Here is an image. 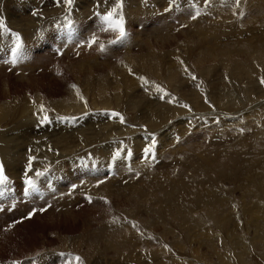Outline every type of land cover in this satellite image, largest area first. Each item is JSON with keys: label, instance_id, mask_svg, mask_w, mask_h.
Returning <instances> with one entry per match:
<instances>
[{"label": "bare ground", "instance_id": "1", "mask_svg": "<svg viewBox=\"0 0 264 264\" xmlns=\"http://www.w3.org/2000/svg\"><path fill=\"white\" fill-rule=\"evenodd\" d=\"M247 1L249 6L257 5L261 7L262 11L264 10V0ZM230 2L231 0H73L72 5L69 7L63 4V2L58 5L56 0H2L0 3L3 6V11L6 13L8 23L0 12V22H2V27H0V41L13 39L15 36L24 39L28 45H30V43L34 45V37L39 30L49 29L52 25H56L54 22H63L67 24V21H74V23L78 24L79 28H77L78 31L76 30L77 36L75 41L77 42H73V44L77 45L81 43L83 46V44L87 45V43H90L93 38H95L93 30L95 31L97 28L96 26H102L101 16H107L109 12L113 13L110 21H116L114 18L118 19L119 22H122L120 26H122L123 29H125V21H128L130 30H133L135 26H143L142 29L145 30L150 21H171L170 19L174 16H176L175 19L178 20L182 17H187L189 21H194L199 18L201 14L203 15V13H200L202 9L210 11L208 8H211L213 10L210 12L216 11L217 4L219 5L218 7H220L221 4L225 9L232 8V10H234L237 6L230 7V4L232 5ZM234 2H236V0ZM239 3L242 6V0H240ZM184 6H188V9L184 10V13L173 11L176 7L179 8ZM255 8V12L259 10H255ZM235 10L237 11V9ZM191 11L192 19L188 17ZM252 11L253 10H251V12ZM65 15H67V18ZM96 15L99 16L95 17ZM142 15L145 16L140 19ZM177 15H180L181 18H178ZM193 16L198 17L193 19ZM118 21L117 23H119ZM41 22L42 24L39 25ZM108 24H111L113 27V22H109ZM108 24L106 25L107 28L106 26L104 28L106 31L114 29L110 28ZM10 31L15 32V34H11ZM100 31L101 30H99V32ZM223 32L224 36L219 35L216 40H221L223 37L233 40L239 35L231 26L225 27ZM110 33L113 38L117 35L114 31ZM189 35H191V33H189ZM85 37H88V39L85 40ZM140 37L141 35L138 36L139 39L137 41L131 43L129 49L125 48L122 60H120L118 56L113 57L111 54L106 53L104 62L99 61L97 56L99 53L97 52V45L95 44L96 39L94 43L96 46L90 47L91 52L89 53L84 51L86 46H80L81 50L75 47L74 49L77 52L76 54L79 53V57L78 59L75 58L74 62L68 64V69L80 80L79 83L70 84L68 82L64 88L65 91H63V87L60 86L61 82L58 81L59 79L55 77H49L47 79L45 75L48 73L45 74L43 78H35L37 74H34V70L43 66L41 63L42 58L46 56L45 54L51 55L50 50L54 49L52 48L54 46L51 45L44 49L42 47L37 48L35 53H32L26 62L19 65V68L15 67V69H13L6 67L5 72H0L6 75L7 72L13 73L19 69L17 80L26 82V85L24 84L23 86L27 89H32L34 92L32 96L28 94L26 89L24 95H16L9 98V86L5 84L0 87V96H2V99H0V164L3 165L5 175L16 181H19L22 177L32 178L41 175H51L58 186L57 191L48 199V202L50 201L51 203L49 205L41 204L32 219L24 220L32 221V223L29 222L31 228L32 225L39 220H46V224L48 225H52L53 223L65 224L70 220V223L71 221L72 224L77 222L79 226L78 231L73 232L71 235H64L56 231V234L59 235L60 244L54 247L43 246L41 249H36L33 254L28 256L38 255L34 261H31L30 258L26 259L29 264H51L50 261L54 260L51 256L53 257V255L57 253H52L54 250L58 251L63 248H70V250L73 249V252H77L76 250L82 247L81 244H83L82 242L88 232L92 230L105 232L107 227H116V220H114L115 218H113V216L117 214L116 217H119L121 220L130 219L133 210H130L131 212L128 210L133 206L125 208V211L122 210L123 213L115 212L117 207L115 205H118L121 200L130 201V203L133 201L137 219L142 216L144 217L143 213H154L159 216L163 215L168 217L170 222L175 224L178 228L186 226L190 229H207L209 231L211 230L210 227H216L225 230L231 220V215L228 213L209 211L205 217H199L200 215L195 217L196 210L200 208V205L195 203L201 199L198 200L193 197V199H196L194 202L195 205L193 206L191 201H193L192 196L195 189L192 188V186L198 185L201 187L205 183L214 186L218 180L228 181L227 176H232L233 174L237 176L241 173L243 174V172L247 174L249 169L251 171H256L259 166L264 165L263 161L260 162L259 160L251 162L252 159H249L250 156L248 155L249 151L253 149L258 150L256 149L258 142L264 139V120L261 118V116L264 117V102L250 104L253 102H251L252 99L261 100L260 98H264V92L261 93L260 90L256 91L254 89L257 86L256 83L264 78V73H261L264 70V36H260L259 38L252 37L251 40L254 38H256V40L255 42H249L248 49H245L241 36L237 37L234 43L231 42L233 43L231 46L222 48L219 47V45L213 47L214 44L210 46L211 43L207 45L206 43H208V41L206 37H202L201 35L198 38L197 44L194 43L192 39L193 36H188L185 41L190 42V44L188 43V59L191 63L188 62L186 58L187 55H182L180 57L182 53L179 50L175 51L176 53L179 51L181 53L180 55H178L179 53L175 54V52L172 54V51H169L170 53L168 50L164 51L161 44L160 46H155V43L152 41H144V39ZM99 39L110 40L111 38L99 37ZM128 42L130 43V41ZM42 44H47V42L43 40ZM64 46L63 44H59V46L57 45L56 47L60 48ZM63 49L60 48L61 51ZM195 50H197V52H195ZM63 51V59L64 57L65 59L72 58L70 56L73 55L72 53H68L66 49ZM234 54L243 55L245 58L243 60L239 58L236 59ZM54 59L59 60L60 58L56 56ZM53 63V67L56 68L55 62ZM44 67H48V65ZM212 69L214 70L215 76L216 72L219 73V71H222L225 76H229L230 85L232 86L228 85L227 90H225L226 94L221 92L219 101L220 104L222 103V107L226 108L223 110L234 111L229 114L230 117H227V112L221 113L223 111L221 108L215 107L216 105L214 108H210L208 105L209 99L205 102L199 101L198 92L190 89V94H188L187 91H184L186 89L182 90L187 87L189 82L193 83L192 77H196L195 75H197L199 79H201V77L208 78L209 75H211ZM194 71H197V74H195ZM33 74L35 76H33ZM215 76L210 78L211 83L215 79L220 80L226 78L224 76L221 78ZM157 79L160 81L162 80L161 84L177 91L180 97L171 93L172 95L168 94L167 96L166 94L165 97L162 96L164 101L153 98L156 102H150V95L148 94L150 91L144 93V87L148 81L149 84H151L150 81ZM2 80L0 77V81ZM49 81H52V83H48ZM39 84L49 86H52V84L56 85L51 90L53 93H43L48 96L46 99L37 88ZM19 85L16 87L18 90L22 91L20 88L21 85ZM145 95H148L149 99H147ZM183 105H188L190 109H186L187 107ZM41 106H43V110ZM113 112L121 114L124 118V123L120 122L119 117L113 118L111 116ZM198 112H207L204 117H200L202 123H198L197 117L200 115ZM9 113H11V116L8 117ZM193 114L195 116H193ZM45 115L48 117L47 120H43ZM103 116L107 118L110 117V119H105ZM233 116L237 117L233 119ZM192 117L195 118L192 122H189L188 120L192 119ZM215 118L218 119V123L214 122ZM227 118L233 119V122L229 124L226 120ZM7 121V126H4ZM40 122H42L43 125L38 131L36 125ZM196 123V128L206 123L208 128H212L213 132L216 131L218 135L217 138L221 140V137H223L222 141L225 147L221 143L216 142V148L211 149L208 153H202L200 151L202 154L193 152L192 155H178L183 152V148L179 145L180 141L178 143L173 142V137L180 135L185 138L187 131L195 127L194 125ZM30 125L32 129L29 128ZM230 125L235 131L240 129V137L230 138L228 135L231 131V128L228 130ZM16 126L18 129L16 128L15 131ZM37 126L39 127V125ZM6 127H9V129L11 128V130L14 128L13 133L19 130L20 134L19 131V135L13 134L12 136L11 134L4 133V130L6 132ZM49 129H51V131L53 130L52 134H49ZM241 129H243L242 131H244V129H250L252 131V139L248 141L245 140L242 135L243 133L241 134ZM205 132L206 131L203 133ZM35 136L37 141L43 140L44 137H48V139L42 141L41 144H37L33 139ZM208 137H210V135ZM154 138H156V141L152 144ZM188 139V143L190 144L193 142L192 140L196 138L189 137ZM123 144H125V146H123ZM121 146L123 149H121ZM221 147L222 149H220ZM230 148L235 151L230 156H227V151ZM146 149H150V152L146 151ZM160 149H164V153L161 155L159 154ZM231 149L230 152L232 151ZM154 150L157 151V155L155 156V163H151L149 156L154 153ZM222 151H225L224 154L227 152V154L223 156L224 154L222 155ZM118 152L120 153L119 155H117ZM113 153H116L115 156L117 158L112 157ZM169 154L170 158L174 160L180 159L182 163L181 168L178 167L172 170V168H167L166 165L163 164ZM113 158H115V163H113ZM117 159L119 160L117 161ZM161 161H163L162 164ZM80 162H86L89 165L91 163L95 166L96 170H99L101 173L95 175L87 174L88 176L84 178L80 168L77 166ZM111 164L116 168L112 178L107 179L105 176L101 178V175L105 174L104 167H108ZM125 170H127V172ZM37 173H40V175H37ZM244 176L248 178V181H251V185H253L251 189L252 192L264 201V176L262 178H255L254 173L252 175L249 173V175ZM118 178L122 181H126L124 187L126 193L124 194V198H121V194L124 193L123 190L119 193L107 188ZM132 179H134L135 182H132ZM144 179H147V182L152 185L150 190L153 188L155 189L148 193V196H151V192H153L155 196H151L153 201H150L151 207L149 206L150 208H148L146 212H142L141 206L142 199L147 195V186L140 185L141 181ZM128 180L130 181L129 183H127ZM235 180H240V176L235 177ZM240 184L241 183L238 185ZM242 184L244 185L246 183ZM246 185L244 186L246 187ZM88 190L92 196L98 197V200L93 201L94 203L90 208L85 207V199L83 198V193L88 192ZM21 192L22 191L19 190L18 194H21ZM209 192H211V190ZM210 195L213 198V206L220 207L224 204L222 199L225 198V194V196H220L217 193H212ZM176 197L189 198V207L185 206L179 200H176ZM163 200L167 203L168 208L166 210L161 207L157 208L158 205L156 208L152 207L153 203L160 204ZM203 201L204 198L202 202ZM143 204L146 203L144 202ZM237 204L239 205V202H237ZM240 204L242 205L243 203ZM201 205L203 207V204ZM26 206L25 204H20L18 211H27ZM75 206L78 208V211L73 209ZM41 209H43V211H41ZM121 209L119 206L118 210ZM9 214L11 215V211H5L2 213L3 219H0V225L1 221H3L2 223L4 225L0 227V229L2 227L4 228L3 231L0 230V248L13 231L17 232L21 228L20 225L15 224L14 221L11 230H5V227H10L4 222V220L6 221L4 217L6 218ZM237 215L238 213L235 214L236 217ZM253 215L256 218V214ZM159 216L157 217L159 218ZM20 217L22 218V216H18V218ZM148 220L147 218H144L143 222L140 220L139 225L143 228H149V225H152V223L156 221L152 218ZM93 221H96V223ZM27 222L25 221V223ZM260 222L262 223V221ZM93 223L95 225H93ZM158 223L159 221L156 224ZM163 224H165L164 221ZM74 227L75 226H72L71 229H75ZM4 230L6 231L5 234L3 233ZM126 231L127 230H125V232ZM99 237L100 239L104 238L103 236ZM93 239L96 241L98 238L94 235L92 241H94ZM125 240L124 242L119 241L122 242L120 244H111L112 250L122 251L123 249H131V241ZM132 245L134 244L132 243ZM256 246H260L259 248L262 249H258L260 252L257 249L254 251L256 252L257 250L255 254H257V258L260 259V263L254 262L251 258H248V254L252 252L244 249L239 252H234L232 258L223 256V254L220 264H264V230L258 234ZM82 262V259H80V261L75 260L69 263L82 264Z\"/></svg>", "mask_w": 264, "mask_h": 264}, {"label": "rangeland", "instance_id": "2", "mask_svg": "<svg viewBox=\"0 0 264 264\" xmlns=\"http://www.w3.org/2000/svg\"><path fill=\"white\" fill-rule=\"evenodd\" d=\"M234 1L231 0L230 3H232V5L230 4V7L231 6H233V7L237 6L235 8V9H237V11L235 9L232 10V8L225 9V7L221 6V4H220V7H218L219 5L217 4L216 5V7H217L216 11L217 12L216 11L210 12L211 10H213L211 8H208L210 10V11L207 10L208 12L206 10L202 9L200 13H203V15L201 14V16L199 18H197L199 16L198 15L196 17L197 19H195L196 21L195 20L189 21V19L187 17L181 18L180 15H177V17L181 18V19H179V20L175 19L176 16H174V17H172V19H170L171 21H153V22L150 21V23L147 25L145 30L142 29L143 26H135L133 30H130L129 26H128V21H125L126 22L125 27H124L125 28L124 29L125 34L123 37L120 36V32H119V29L121 27L120 25L122 24V22H119L118 19L114 18L116 21H110V22H113V28L114 29L106 31L104 29L106 25L103 24L102 25L103 27L102 26H96L97 28L95 27L96 28L95 31L93 30V33H94L93 35L95 36V39H96V43L95 42L94 43L97 45V52L99 53L97 55L98 60L101 62H104V56L106 55V53L111 54L113 57L118 56L119 59L122 60L125 48L129 49L131 43L133 41H137L139 39L138 38L139 35H141L140 38H143L144 41L149 40V42L152 41L153 43H155V46H160V44H161L162 45L161 47L164 51H167V50H168V52L172 51V54H173V52H175V54L179 53L178 55H180L182 53L180 55V57L182 55H187V57H186L187 59H188V43L190 44V42H186L185 40L188 38V36H191V37L193 36L194 38L192 37V39H193L194 43L197 44L198 38L201 35L202 37H206V40L208 41V43H206L207 45H209L211 43L210 46H212L214 44L213 47H217L219 45V47H221V48L231 46L236 41L237 37L241 36L243 38L245 49H248L249 48V42H251V41L255 42L256 38H259L260 36H264V10L262 11L261 7L257 6V5L249 6L247 0H242V6L240 3H239V5H237L236 2H234ZM261 1H263V0H261ZM0 2H2V0H0ZM243 2L245 3V5ZM249 8H250V10H249ZM254 8H255V10H257V9H259V10L255 12ZM63 9H64V7H63ZM186 9H188V6L179 7V8L176 7L173 11H179L181 13L182 12L184 13V10H186ZM71 10H72V8H71ZM251 10H253V11L251 12ZM0 12L3 14L4 18L6 19V22L8 23L6 13L3 11V6L1 3H0ZM167 12H169V11H167ZM191 14H192V11L188 15L189 18H191ZM97 16H99V15H96L95 17H97ZM144 16L145 15H142V17L140 19H142ZM65 17L67 18V15H65ZM186 19H188V20H186ZM117 21L119 23H117ZM154 22H156V23H154ZM161 22H163V23H161ZM41 24H42V22L39 25H41ZM227 26H231V28L235 29V31H237V33L239 35L236 38H234L233 40L232 39H226L225 37L221 38V40H216V38L219 35L224 36L223 30H225V27H227ZM106 28H107V26H106ZM110 28H112V27H110ZM99 30H101L100 31L101 33L99 32ZM112 31L116 32V34H117L116 37H114V38L111 36V33H110ZM189 33H191V35H189ZM96 35H101V36H96ZM135 36L137 39L135 38ZM99 37L100 38H111V39L110 40H107V39L101 40V39H99ZM252 37H256V38L251 40ZM132 38H135V39H132ZM87 39H88V37H85V40H87ZM164 40H166V41H164ZM128 41H130V43ZM74 42H77V41L74 40ZM231 42H233V43H231ZM94 43H91L90 46H89V43H87V45L83 44V46L81 43H78V44H80L81 47L86 46L84 51L89 53V52H91L90 47L96 46ZM128 43H129V45H128ZM158 43H159V45H158ZM126 46H128V47H126ZM169 46L170 47L172 46L171 47L172 50ZM81 47H79V50H81ZM52 48H54V47H52ZM64 49H66L68 51V53L73 54V55H70L72 58H66L65 59V57H64V59H63L62 54L61 55L55 54L54 52H51V55L45 54L46 56L44 58H42V62H41L43 66L34 70V74L35 75L37 74V76H35L33 74V76H35V78H40V77L43 78V77L47 76V79L49 77L50 78L55 77V78L59 79L58 81L61 82V83L59 82L61 84V85L60 84L59 85L63 87L62 88L63 91H65L64 88L66 87L68 82L70 84L76 83V82L79 83V80H80V79L76 78L75 75L72 74L70 69H68L69 68L68 64L70 62H74L75 58L78 59L79 53L76 54L77 53L76 50L72 49L71 47L66 48L64 46ZM175 50H179L181 53L179 51L176 53ZM183 50H186V51H183ZM195 52H197V50H195ZM136 54H138V53H136ZM234 55H235L236 59L239 58L240 60H243L245 58L243 55H241V56L236 55V54H234ZM56 56L59 57L60 59L55 60L54 58ZM44 61H45V63H44ZM53 62H55L56 68L53 67V64H54ZM188 62L191 63V61L189 59H188ZM44 64L46 66L48 65V67H44L45 66ZM6 67H8V66H4L1 63L0 64V72H2V71L5 72ZM53 68H54V70H53ZM57 68H58V70H57ZM194 72H195V74H197V71H194ZM18 73H19V69H17V71L13 72V73L7 72L6 75L0 73L1 80L3 79L2 81H0V87L5 85V84H7L9 86L8 87V90L10 91V93L8 94L9 98H12L16 95L22 96L26 92L27 88H25V86H23L24 84L26 85V82H21V81L17 80V77L19 76ZM261 73L263 74L264 70ZM45 74H47V75H45ZM210 74L211 75H209L208 78L201 77V79H199V77L197 75H195L196 77H195V79H193L194 84L189 82L187 87L183 88L182 90L186 89L184 91H187L188 94H190V91H189L190 89L198 92L199 101L205 102L206 100L209 99L208 105L210 108H214V106L216 105L215 107H219L223 111L221 113L227 112L226 113V114H228L227 117H230L229 114L231 112H234V111L223 110L225 107H222V103L220 104V101H219V98L221 96V92H223V94H226L225 90H227L228 85L232 86V85H230L229 76L228 77H227V75L225 76V74L222 71H219V73L216 72V76H215L213 69H212ZM212 76H215V77L219 76L220 78L224 76L226 78H222L220 80L215 79L211 83L210 78ZM257 76H259V75H257ZM227 79H229V80H227ZM199 80H200V82H199ZM58 81H56V82H58ZM161 81L157 79V80L150 81L151 84H149V81L146 83V86L144 87V89H145L144 93H147V91H150L148 93L150 95V99H149L148 95L147 96L145 95L147 97V99L150 100V102L152 101L153 103H155L156 102V101H154L155 99L160 100V101H164L163 97H165L166 94L168 96V94H171V93L173 95H176L177 97H180L179 93L177 91L173 90L172 88H170L168 86L161 84ZM153 82H154V84H153ZM197 82H198V84H197ZM48 83H52V81H49ZM19 84L21 86H23L24 88L21 87ZM223 84H225V85H223ZM18 85L20 86L22 91L17 89L16 86H18ZM55 85L56 84H52V86L45 85V84H39L37 88L43 94V93L51 92V90L53 89V87ZM256 85L258 87L256 86V88H254V89L256 91L260 90L261 93H263L264 92V84H262L261 82H258V83H256ZM198 89L200 90V92ZM152 90H154V91H152ZM27 92H28V94H30L32 96L34 95L33 90L30 88L27 89ZM51 93H53V92H51ZM43 95H44L43 97H45L47 99L48 96H46V94H43ZM153 98H155V99H153ZM0 99H2V96H0ZM260 99L261 100L252 99L251 102L252 101L253 102L250 104L258 103V102H264V98H260ZM247 105H249V104H247ZM263 107H264V105H263ZM186 109H190V107H187ZM198 113H200V112H198ZM201 113L197 117L198 123H202L200 121V117L201 116L204 117V115H206L205 113H207V112H201ZM9 116H11V113L8 114V117ZM193 116H195V115L193 114ZM237 116H233L232 118L234 119ZM103 117L105 119H110V117L109 118H107L105 116H103ZM194 118L192 117V119H189L188 121L192 122V120ZM261 118H263V120H264V117L261 116ZM233 119L227 118L226 120L229 124H231L233 122ZM8 121L6 122L5 125L4 124H2V125L7 126ZM214 122L218 123V119L215 118ZM37 125H39V127ZM37 125H36V127H37V130L39 131L40 128H42L43 124H42V122H40ZM196 125H197V123L194 125L195 127L191 128L187 131V134H186L187 136L185 135V138H184V136H180V135L173 137L174 138L173 142L178 143L180 141L179 145L183 148V152L179 153L178 155H180V156L183 154H186V155L191 154L192 155L193 152H195V153L199 152L200 154H202L203 152L208 153V152H210L211 149L216 148V146H217L216 142L221 143L225 147V145L222 141L223 137H221V140L219 138H217L218 135H217L216 131L213 132L212 128H208L206 126V123H205V125L200 126L198 128H196ZM21 127H27V126H21ZM16 128H17V126L15 127V131H16ZM29 128L32 129V126L30 125ZM230 128H231V131H230V134H228L230 136V138H232V137L238 138V136L240 137V135H239L240 129L235 131V129H232L231 125H230L228 130H230ZM13 129L11 130V128L9 129V127H6V132L4 130V133L9 134V135L11 134V136L13 134H16V135L20 134L19 130H18L19 134H18V131L13 133ZM9 130H10V132H9ZM242 130L243 129H241V131ZM49 131H50L49 134L53 133V130L51 131V129H49ZM200 131H201V133H200ZM204 131H206V132L203 133ZM31 132H30V134H31ZM211 132H212V135H211ZM241 134L244 136L245 140H247V141L252 139V131L250 129H244V131H242ZM205 135L207 137L210 135V137L207 138ZM211 136H213V137H211ZM189 137H194L196 139L192 140L193 142L191 141L192 143L189 144L188 143ZM33 139H34V142H36L37 144H41V142L44 141L45 139H48V137H44L43 140H39V141H37L36 136ZM155 141H156V138L153 139L152 144H154ZM183 142H184V144H183ZM123 146H125V144H123ZM194 148H195V150H194ZM121 149H123L122 146H121ZM172 149H173V147H172ZM220 149H222V147ZM230 149H228V151H227L228 152L227 156H230L235 151L234 149H231L232 151L230 152ZM256 149H258V150L253 149V150L248 152V155L250 156L249 159H252L251 162H254L255 160H259L260 162L263 161V163H264V139H262L261 141L258 142ZM159 152H160L159 153L160 155L163 154L164 149H160ZM220 152H221V150H220ZM222 152H223L222 153V155H223L225 151H222ZM227 152L223 156H225L227 154ZM115 154L116 153H113L112 157H116ZM156 155H157V151H155V150H154V153L150 154L149 157L151 159V161H150L151 163H153V162L155 163V159H156L155 156ZM168 156H167V159L165 161L163 160L164 161L163 164H165L167 168L168 167L172 168V170H174V168H178V167L181 168L182 163L180 162V159L174 160V159L170 158V154ZM113 159H114L113 163H115L116 162L115 158H113ZM118 160L119 159H117V161ZM163 161H161V164ZM169 164H171V165H169ZM113 166H111V168H113L112 171L116 170V168ZM125 171L127 172V170H125ZM175 171H176V169H175ZM253 171H251L249 169L247 174L244 172H243V174L249 175V173H250V175H252L254 173L255 178H262L264 176V165L259 166L256 170L257 172L256 171L253 172ZM104 173H103L104 175H101V178H104V176H105V178L108 179V178H112V176H113L105 169V167H104ZM243 174L241 173V174L237 175V176H240V180H235V177H237V176L235 174H233L232 175L233 177L227 176L228 181L227 180H222V181L218 180V182H216L215 184L213 183L214 186H211L210 184H207V183H205L201 187H199L198 185L192 186V188H194L195 190H194V194L192 196L193 201H191V202L193 203V206L197 203L200 205L199 210L197 209L195 212V217L197 215L198 216L200 215L199 217H205L209 211H213L216 213H228L231 215V220H230V223L226 227L225 230L220 229V228H216V227H213V228L210 227L211 230H209V231L207 229L206 230L205 229L195 230L194 228L190 229L186 226L178 228V227H176L175 224L170 222L168 217H165L163 215L159 216V215L154 214V213H151V214L143 213L144 217L142 216V217H139V219H137V216L135 214V206L133 205V201H131V203H130V201L128 202L125 200H121V202L118 205H115V206H117L115 209V212L116 213L117 212L123 213V211H125V208L133 206L132 208H129V210H128V211H130V210L134 211V212L132 211L133 213L130 211L131 216H132V217L130 216L131 217L130 219L129 218L124 219V220L122 219L123 220V222H122V220L119 217H116L118 214L116 216H113V218H115L114 220H116V222H115L116 227H107V230L105 232L98 231V230H96V231L92 230V231L88 232L87 233L88 235L87 234L85 235V238L82 242L83 244H81L82 247H80L79 250H76L77 252H73V249L70 250V248H63L62 250L52 251V253H55V252H57V253L54 254L53 257L51 256V258H53L54 260H51L52 262L50 261V263L51 264L52 263L53 264H70L72 261L76 260V257H81L80 259H82V261H83L82 264H126V263L127 264H220L222 261L221 256L223 254H224L223 256H229L232 258L234 256V252H239V251H242L244 249L252 252L251 254H248V258H251L254 262L260 263V259L257 258L258 256H256L257 254H255V253L257 252L258 249L262 250L261 248H259L260 246H256V239H257L258 234L264 230V207H263L264 201H262V199L259 196H257L256 194H254V192H252L251 189L253 188V185H251V181H248V178L246 176H244ZM131 181L135 182L134 179H132ZM129 182L130 181L128 180L127 183H129ZM247 182H248V184H247ZM239 183H241V184L246 183L247 185L244 184V185H246V187H245L243 184L238 185ZM249 183H250V185H249ZM139 184H140V182H139ZM125 185H126V181L125 180L122 181L121 179L118 178L114 183H111L107 188H110L112 191L119 192V193H121L123 190L124 193L121 194V198H124L125 197L124 194L126 193V191L124 190ZM140 185L141 186H147L146 187V194L147 195H145V197L141 201L142 212L143 211L146 212L147 209L151 207L150 201H153L152 197L155 196L153 192H151L152 197L148 196V193L150 191H154L155 189L153 188L152 190H150V187L152 185H150L147 182V179H144L143 181H141ZM206 186H207V188H206ZM234 187H235V190H234ZM224 188H225V190H224ZM202 189H203V191H202ZM232 189H233V191H232ZM210 190H211V192H209ZM249 192H250V194H249ZM86 193L90 195L89 197H91V201H89V199L85 198V207L90 208V207H92V205L94 203L93 201L98 200V197L92 196V194H90L89 190H88V192H84L83 194H86ZM157 193L159 194L158 191H157ZM212 193H217L220 196L226 195L225 198L222 199L224 201V204L221 205L220 207L213 206V204H212L213 198L210 195ZM193 197H195L198 200H200V199L201 200L196 201V203L194 204L196 199L195 198L193 199ZM203 198H204V201L202 202ZM176 200H179L185 206L189 207V205H190L189 198L179 197ZM236 201L239 202V205L237 204ZM144 202L146 204H143ZM125 203H127V204H125ZM240 203H243V204L241 205ZM201 204H203V207ZM157 205H158L157 208L161 207L164 210H166L168 208L167 203L164 202V200L160 204L153 203L152 207L156 208ZM226 205H227V208H226ZM76 206L73 207V209L78 211V208ZM119 206H120V209L121 208H124V209L118 210ZM234 206H235V209H234ZM230 207H231V209H230ZM169 208H170V206H169ZM203 208H204V210H203ZM112 211H113V209H112ZM231 211H233V212H231ZM26 213L27 212L23 211V212L16 213V214L12 215V212H11V215L9 214L6 218L4 217V219H6V221L4 220V222H6V224H8L7 226H10V227H5L6 231L11 230V226H12V224L14 225V221H15V224L20 225L21 228L17 232L13 231L9 235V238H7V241H5V243L3 242V246L0 248V264H5V263L6 264H26L28 262V260H26L27 258H30L31 261H34V259L38 255H34L31 257H28V256L33 254L36 249H41V247H43V246L54 247V246H57L60 244L59 235L56 234L57 233L56 231H58L64 235L65 234L71 235V234H73V232H76L79 229L78 223L75 222L74 224H72V221L70 223V220H68V222L65 224L53 223L52 225L46 224V220H43V221L39 220L37 223L33 224L32 228H31L29 226V224L32 223V221L24 220V219H32L33 217H28ZM237 213H238V215L236 217L235 214H237ZM253 214H256V218ZM134 215H135V217H134ZM18 216H24V217L18 218ZM157 216H159V218ZM144 218H147L149 220L152 218V219L156 220L152 223V225H149L150 229L149 228H143L139 225L140 220L143 222ZM167 218H168V220H167ZM260 218H263V219H260ZM0 219H3L2 214H0ZM15 219H17V220H15ZM256 219H258V220H256ZM120 220H121V222H120ZM25 221L26 222L28 221V222L25 223ZM158 221H159V223H158L159 225L156 224ZM163 221L165 224H163ZM260 221H262L263 224ZM2 222L3 221H1L0 227L4 226ZM9 222H12V223H9ZM93 222L96 223V221H93ZM94 223H93V225H95ZM160 223H162V224H160ZM259 223H261V224H259ZM254 224H257V225H254ZM17 225H15V226H17ZM155 225H157V226H155ZM72 226H75L74 227L75 229L72 230L71 229ZM152 226H154V227H152ZM3 229L4 228L2 227L0 230L3 231ZM95 229H97V228H95ZM5 230L3 232L4 234L6 233ZM125 230H127V231L125 232ZM94 235H96L98 238L96 241H95L96 238L93 239L95 242L92 241V238ZM255 235H256V237H255ZM99 236H103L104 240L100 239ZM123 239L124 240L126 239L125 241H131L130 244L132 246L131 247L132 250L131 249H127V250L123 249L122 251H113L111 248V244H113V243L120 244L122 242H119V241L124 242ZM198 239H200V240H198ZM107 241H109V242H107ZM132 243L134 245H132ZM158 249H160V250H158ZM255 249H257L256 252H254ZM106 254H107V256H106ZM138 256H139V258H138ZM126 257H127V259H126ZM128 258H130V259H128ZM133 259H135V260H133ZM55 260H57V261H55ZM141 260H143V261H141ZM255 260H257V261H255ZM27 264H29V263H27Z\"/></svg>", "mask_w": 264, "mask_h": 264}, {"label": "snow or ice", "instance_id": "3", "mask_svg": "<svg viewBox=\"0 0 264 264\" xmlns=\"http://www.w3.org/2000/svg\"><path fill=\"white\" fill-rule=\"evenodd\" d=\"M56 2H57L58 5L61 2H63L64 4H66V5H68L70 7L72 5V3H73V0H56ZM239 2H240V0H236V4L237 5H239ZM112 16H113V13L112 12H109V13H107V16L104 17V19L110 20ZM195 18L196 17L193 16V19H195ZM0 27H2V22H0ZM119 32H120V36L123 37L125 33H124V29H123L122 26L120 27ZM94 42H95V38H93V40L89 43V46H90L91 43H94ZM192 78L195 79V77H192ZM260 82L262 84H264V78H262ZM183 106L184 107H188V105H183ZM41 109L43 110V106H41ZM111 116L113 118L119 117L120 122L121 123H124V118H123V116L121 114L113 112V113H111ZM47 119H48V117L45 115L43 117V120H47ZM146 151H149L150 152V149H146ZM119 154L120 153L118 152L117 155H119ZM37 175H40V173H37ZM4 179L5 178H4V175H3V165L0 164V184H2L4 182ZM27 183H28L29 186L34 187V182L30 178L27 180ZM88 199H89V201H91V197H89ZM41 211H43V209H41ZM31 215H32V213L29 214V217ZM76 260L77 261H80V257H76Z\"/></svg>", "mask_w": 264, "mask_h": 264}]
</instances>
